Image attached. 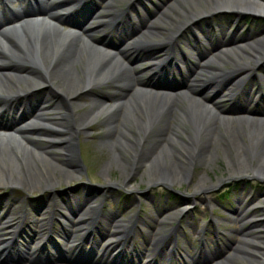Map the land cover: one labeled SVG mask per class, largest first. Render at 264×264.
<instances>
[{"label": "rangeland", "instance_id": "374dc122", "mask_svg": "<svg viewBox=\"0 0 264 264\" xmlns=\"http://www.w3.org/2000/svg\"><path fill=\"white\" fill-rule=\"evenodd\" d=\"M86 1L89 2L91 0ZM92 1L95 3V9L100 5H105L103 0ZM143 1L146 0H142V2ZM173 1L174 0H152L151 2H148L149 7L147 8L148 11L151 12L148 18L156 13V11L158 12L159 9H163L166 3H172ZM110 2H112L116 8H123L127 4L128 0H110ZM132 4L136 5L137 0H135ZM101 6L98 8L100 10L99 12H101ZM137 7L139 10H142L139 4ZM129 13L132 14L133 11H129ZM263 16H252L249 13H242L237 16V14L234 12H228L212 16L210 22L208 21L209 18H206L204 19L206 20V24L209 27L212 26V30L210 29L211 42L205 40V43L204 40H202V38L199 36V38H201L200 40L202 41V43L199 44V48L204 49L209 56L211 53V50L209 49L212 43L220 39L227 40V36L230 35V30L233 27L232 22L235 19H237L236 25L239 29L236 32L237 35L245 33L246 31L251 33L252 31L251 35L254 34V36L251 39H264ZM126 20L128 22L127 24H121L122 30H133L137 23L133 26L132 23L129 24L130 21L128 18ZM143 23L141 26H143ZM159 24L162 25L160 22ZM110 27L111 25L109 22H105L104 25L101 26V31L107 34L111 32L109 31L111 30L109 29ZM193 28L194 27H190L189 29L193 31ZM195 29L197 30V28ZM185 32V37L188 38L187 31ZM116 33L115 34L117 36L124 40L122 32ZM93 35L98 37L97 33ZM152 36L155 37L154 35ZM185 37L177 39V44L180 47L179 49L184 48L185 45H187L184 43L186 39ZM90 42L93 44L94 41ZM116 42H119L118 38L116 39ZM76 43L74 44V50L75 48L77 49L75 45L77 46L78 44ZM192 43L194 48L190 46L187 49L188 52L191 51V54H195L196 49L198 48L195 47L193 41ZM32 47L34 48V51L41 57L48 73V75L45 73V78L49 76V79L47 83L27 91L23 98L17 99L24 102V106L16 103V105H14L16 112L10 111V115H0V128L2 127L0 130L7 128L9 126H7L8 123L15 124L22 118H26L28 116L30 117L38 104H41L47 99L51 100L50 102L46 101L47 103L55 102L56 104L65 106L66 114L64 118L67 121H70V125L66 127L65 131H62L61 136L65 141L66 135L70 131L71 138L67 142L63 141L62 143V141H58L54 143L44 140L41 138V135L37 133L19 132L18 135H14V137H16L15 140H17L15 141V145L19 147V149H16V151L23 158V162L20 167L22 178L25 180V182L24 185H9L7 183L0 182V206H2L3 214H5L4 211L6 208L9 210L10 207H14L12 209L14 213L6 214L11 217V219L7 220V222H19V215L24 213L26 216L27 214L28 218L27 216L24 217L22 222L23 224L20 225V228L26 226L30 227L32 230L30 231V238L37 240L43 239V237L39 236V229L42 226H47L45 233L49 235V240L55 231L59 234L63 233L64 230H60L58 228L59 223H69L68 218L70 215L68 216V211L65 209V206L69 205L71 208L76 205L75 202L83 204L84 198L86 197L89 202L95 203V206H97L94 211L98 212L99 209L101 211L102 217H100L97 222H105L107 225L109 220L114 222L112 219L117 220L125 225H130L132 222H135L137 226L135 227L134 225L133 231L126 235V242L123 244V246L132 247L134 250L150 253L154 240L161 234H167L169 232L170 226L179 224L180 227L178 226L176 228L177 230L175 229L172 234L170 233L168 235L167 243L161 245V248L159 249L161 252H158L157 254H161L166 257L168 251L170 250L169 248H172L171 252L168 254L171 256V260L174 259L173 255L175 257L181 256L183 258L182 264H192L193 262L188 256H194L195 252L199 249L213 251L217 249V247H220L223 248L225 253L231 254L233 253V249L238 251L246 248L245 253L247 251L251 253L254 249L253 245L257 247H264L262 244V241L264 240L262 237L263 234L258 232L251 224H247L246 219L240 222L237 219L235 213L232 212L237 204L235 201L237 197L235 195L240 197V195L248 193L253 197L250 199L259 198V196L264 195L263 180H258L257 178H253L248 175L242 178H230L231 172L229 171L227 165L228 161H230V163L234 166L238 164L237 161L232 159V155L234 153L233 145L227 147L224 141L228 140V136L232 132L231 128L234 127L233 124L235 122H232L231 118L236 115H238L237 117L241 115L240 112H242V109L240 108L243 107V102L245 101L244 97H242V100L238 97H234L232 100H230V97L228 96V101L224 99L226 96H221V98H219L218 94L220 92H223V94L228 92L226 89L221 88L220 85L218 89H215L214 92L212 91L214 95L212 98L217 102L218 106L215 104L216 107H213L211 110L212 115H210L207 122H212V118L214 119L216 117V113L222 114L218 111V107L221 105L223 106L224 110H232L229 115L226 114L229 116L228 119L230 120L226 119L227 117H225L221 120L223 121L226 119V122L218 121L219 124L224 126L226 130L225 132L217 131L216 129L218 127L210 128L212 123H205L203 125L207 130V139L209 140L212 136L217 137L221 144H218L219 146L216 149L206 148L208 149V152L206 153L208 154L207 156L201 151L199 154L200 156L198 155L196 157L195 164L191 167L190 176L185 180L173 184H163L162 181H160L162 183L150 184L151 182L148 183L144 178H141L140 175V173H142V171L145 169V166H147L145 165L147 162H141V164H139L132 171L133 174L131 177L123 179L121 177L120 169H124L125 164L122 162V160L129 159V155L123 150V147H125L126 143L132 139L129 136V133L131 132V127L133 125L141 128L147 133L144 137V147L138 156L143 157L147 154L148 160V158H152L154 156V153H156V151H158L162 145L168 144V150H164L163 153H161V156H164L166 159L176 161V159L182 160V156L180 154L184 150V147L188 146L186 143H196L195 140L197 139L198 135L194 130H192L195 127L193 120L187 118V121H185L184 124H179L177 119H173V106H175L176 103L172 105V108H170L169 111L167 110L165 112L164 121L162 120L157 122L155 117L151 118L147 115H143L140 113L141 110H144L142 109V106L138 108L134 104L127 105L129 106V116L125 114L123 119L124 110L127 108V106L123 105V103L119 107V112H117L116 116L114 117L115 120L112 121L111 118L112 115L115 114L114 111L103 114L98 113L99 101H103L100 100L102 99L100 96L105 95L102 90L105 88L104 85L109 82L108 80L103 84L99 83V81L96 80L97 78H92L93 81H90L91 83L88 87L83 89L81 88L80 91L79 88L81 86L76 90H72V87L76 84L78 77H82L78 68L79 65L77 63V58L75 57L76 50H71V47L70 53L67 51L60 56H56L52 62L50 61L52 56H50V53L46 51L45 47H34V45L31 46L30 44L29 48ZM141 51L142 52H140V54L136 53L132 57L124 56L125 59L122 57L124 62H121L120 59L117 60L116 58L119 64H124V66L121 68V72H116L117 81H122L125 88L124 90L120 91V94L122 95V98H133V103L135 101L134 97L145 98L147 96L146 93L136 89L138 86L137 80H144V77H146L148 74L147 72H149L148 69L139 70L147 66L149 63L148 60L143 61L141 59H143L144 56L158 53V50L154 49V46L145 47ZM260 54L264 56V54ZM130 60L132 61L129 62ZM244 60L247 61L251 66V57L244 56ZM185 63L188 62H180L182 67L185 65ZM11 64L12 63H7L4 68L10 70L14 67L13 69L19 70L20 73H23L24 70L27 69L26 66H22L18 63H14L13 65ZM188 65L189 63L185 66V68H187ZM230 65L232 66V64L224 62L220 66L222 69H230L232 68ZM161 67L167 71L173 68L172 72L177 74L175 81H173L175 84L179 85V83L187 80L185 79L183 72L182 77L179 72L177 73V70H175L174 66H171L170 68L169 62L163 63ZM97 71L99 72L100 70ZM253 71L251 74H253L255 77L250 81L247 77L241 86H246L250 91L247 107L250 110H256L259 108L263 109L264 111V60ZM166 72L163 74L164 79L162 78L161 80L173 84L168 80L167 76L169 77L170 75ZM127 73L128 75L131 74V76L134 78L136 77L137 80H132V78L129 79L127 77ZM252 77L253 76L250 78ZM126 81L128 83L130 82V87L127 86L128 84ZM25 83V81H20L22 87L25 86ZM158 83L165 84L161 81ZM198 86L205 88L206 85L199 84ZM241 86L237 85L233 89V92L235 91V93H237ZM69 90H71V92ZM257 94L263 97L259 98ZM67 96L70 100L66 99ZM253 100H255L257 103L254 104ZM107 101L109 102V100ZM244 107H246L245 104ZM70 109L74 110L73 115L70 113ZM53 115L54 114H52V116ZM116 123L117 125H114ZM129 123H131L132 126H130ZM53 128L57 127L54 126ZM58 129H61V127H58ZM173 140L178 141V145L174 144L172 142ZM158 142H161L159 149L158 144H156ZM65 144H70L73 148L71 159H68V155H64L66 152L63 151L62 147ZM155 144L157 147H154ZM223 145L226 149H224ZM152 147H154L155 150L152 149ZM223 151L227 152V155L225 154L226 156L222 153ZM35 153L40 154L35 155ZM79 153L82 164L80 163L78 157ZM150 153L151 155H149ZM65 159L68 160L65 162ZM41 177H46L47 180H53V183L44 186V179L38 180ZM201 177H207L213 182L220 179V182L214 185V187L208 192L197 193L196 195L192 194L193 184ZM37 181H41V183L39 184ZM74 186H77V188L73 190L69 189ZM137 189H140V191ZM230 189H234V195L232 193L230 194ZM173 195L179 196L178 200L176 198H172ZM77 198H79L78 201ZM248 201L249 198H246V200L242 201L243 207L249 214V217L247 215L245 217L249 218L250 221L260 218L262 216V211L259 209L249 211L248 207L250 204ZM253 204H256V201ZM183 206L187 207L186 211L183 212L182 215H179V213L177 214V212H175L177 207L180 208ZM40 207L52 208L53 215L49 216L48 214L42 215L40 213H33V208ZM109 212L112 214H109ZM156 212L161 214L158 216ZM63 215H67L68 218L67 216L65 217ZM166 216L170 217L168 218ZM9 217L4 216V219H9ZM186 220H189V222L192 220L191 225L185 224ZM97 222H94V225L97 224ZM3 224L5 223H0V225ZM109 227L111 228V225ZM67 228L68 227H66V229ZM77 228V225L76 227H72V229ZM124 229L125 228L123 227V230ZM105 230L107 231V229ZM75 232V235L78 236V230ZM243 234H247L245 239ZM48 240L45 242H48ZM257 240H260L261 242L258 243ZM247 241L248 244L245 245L244 242ZM85 250L87 251V256L79 257L80 263L85 261L89 262L83 257H89L92 255L97 258L98 254L95 256L96 251L93 253V250L86 248V246ZM41 252L46 253L42 250ZM24 254L29 255V252H24ZM243 256L245 258L242 259L246 261L242 260L241 264H249L248 262H250L252 258L247 253L243 254ZM11 261L15 260H6L5 263L25 264L24 262L14 263ZM165 261L166 260L164 258L162 264H165ZM170 264H176V262L173 260ZM230 264H236V262L231 260Z\"/></svg>", "mask_w": 264, "mask_h": 264}, {"label": "bare ground", "instance_id": "6f19581e", "mask_svg": "<svg viewBox=\"0 0 264 264\" xmlns=\"http://www.w3.org/2000/svg\"><path fill=\"white\" fill-rule=\"evenodd\" d=\"M83 1L85 0H63V4L68 3V5H62V2H58L54 7L50 6L46 9L38 10L37 12L24 14L21 17L24 22L21 24H19L21 20V18H19L15 19L13 22H8L2 29H0V115H10V111H15L16 108H14V105H16V103L24 106V102L17 99L23 98L27 91L47 83L49 79V76L45 78V73L47 75L48 73L41 57L34 51L33 47L29 48L30 44L31 46L34 45V47H45L46 51L50 53V56H52L50 60L52 62L56 56H60L67 51L70 53L71 50H76L75 57L77 58V63L79 65L78 68L82 77H78L76 84L72 87V90H76L81 86L79 91L81 88L83 89L88 87L92 78H97L96 80L99 81V83H102L106 80H111V77L116 72H121V68L124 66V64H119L117 60L120 59L121 62H124L122 57H129L135 53L140 54V52H142L140 51V48L143 46H154V49L158 50V53L144 56V58L141 59L143 61L148 60L149 62L147 66L140 69H148L149 72L147 75L149 77L138 81L136 77H132L131 74H129V76L127 73V77L129 79L132 78V80H137L138 86L136 89L146 93L147 96L145 98L134 97V103L132 102L133 98L130 97L129 99L128 97L116 99L108 105L103 103L104 101H99L98 113L103 114L109 113L111 111L117 113L120 110L119 107L123 103L125 106L134 104L138 108L142 106V109L144 110H141L140 113L151 118L155 117L156 121L160 122L162 120L164 121L165 112L167 110L169 111V109L172 108V105L176 103L175 106H173L174 113L172 118L177 119L179 124H184V122L187 121V118L192 119L195 126L192 130L196 132L198 137L195 140L196 143H186L188 146H185L184 150L180 154L182 156V160L176 159V161H172L166 159L164 156H161V153H163L164 150H168L167 147L169 146L168 144H165L160 148L159 146L161 142L156 143L158 144V149H160L154 153V156L152 155V158H148L147 160V154L143 157L138 156L144 147V137L147 133L141 128L134 125L132 126L131 123H129V125L132 126L131 132L129 133V136L132 139L126 143L125 147H123V150L128 153L129 159L122 160V162L125 164V168L120 169L121 177L123 179L131 177L133 174L132 171L139 164H141V162H147L145 163L147 166H145V169L142 171V173H140L141 178H144L148 183L151 182L150 184L162 182L163 184H173L189 177L191 167L195 164L196 157L200 154V152L202 151V153L206 154L209 148L216 149L219 146L218 144H221L217 137L212 136L209 140L207 139V130L203 125L205 123H212L210 128L218 127L216 129L217 131H226L224 126L219 124L218 121L226 122V119L229 118V116L226 114L229 115L232 110H224L222 105L220 106L221 108L218 107V111L222 114L216 113V117L214 116L215 118H212V122H207L210 115H212L211 110L213 107H216V105L218 106L217 102L212 98V96H214L212 91L214 92L215 89H218L220 85L221 88L228 91L224 95L229 96L230 100H232L234 97H238L239 99L241 98L242 100V97H244L245 101L243 103L246 106L244 107L243 104V107L240 108L242 109V112H240L241 115H239V117L236 115L231 118L232 122H235L233 124L235 128H231L232 132L228 136V140L224 141L227 147L233 145L234 153L232 155V159L238 163L236 166H234L230 163V161H228V169L231 172L230 178H242L248 175L253 178H257L258 180L264 181V111L263 109L259 108L256 110H250L247 107L250 91L246 86H241L247 77L250 78L251 76H254L251 74L252 71L264 60V56L260 54H264V39H251L254 36V34L251 35L252 31L251 33L246 31L245 33L237 35L236 32L239 29L236 25L237 19H235L232 22L233 27L230 30V35L227 36V40L220 39L212 43L209 49L211 50L209 56L204 49L199 48V44L202 43L200 40L201 38L204 40V42L205 40H211L210 29L212 30V26L209 27L205 22L206 20L204 19L209 18L208 21L210 22L212 16L228 12H234L237 14V16L242 13H249L252 16H257L258 14L264 15V0H174L172 3H166L165 7L161 10L159 9L158 12L154 9L156 13L153 15L151 14L152 16L149 18L148 16L151 12L148 10L144 9L137 11L133 8L132 3L135 0H128L127 4L123 8H116L114 7V4L110 2V0H104L105 5L102 6V14L98 15L100 19H98L93 24H86L84 25L85 27L82 26L78 30L74 27H60L59 23L53 22L52 19H50L51 16H49L48 11H54L51 12V14L60 13L58 10H62L71 4L75 5L76 3H83ZM32 4L34 7L36 6V2H33ZM129 11H133V17L135 19L133 26L136 23L137 25L133 28V30H122V28H120L118 25L126 23L125 17L126 13ZM36 18H41L40 21H46L48 24L44 22L43 24L42 22L37 21ZM105 22H109L111 25L109 29L120 31L122 34H124L125 39L121 43V46L117 48L95 46L88 39L92 34L86 35V33H82V35H80V33L83 31L89 32L90 30L99 28ZM159 22L162 25H160ZM142 23L143 26H141ZM190 27H194L193 31L191 30L192 28L189 29ZM195 28H197V30ZM78 31L79 34H75V32ZM185 31H187L188 38L185 37ZM84 34L86 35V39L82 41L81 39L84 38ZM199 36L201 38H199ZM181 37L186 38L184 43L187 45H185V47L181 48L180 50V47L177 44V39ZM77 38L79 40L77 42L79 45H75L77 49L75 48L74 50L73 41ZM192 41L194 42L195 47L198 48L196 49L195 54H191V51L188 52L187 49L190 46L194 48ZM244 56L251 57L253 65L251 64L250 66V64L244 60ZM166 62H169L170 68L171 66H174L175 70H177L182 75V77V72L184 73V77L187 80L179 84L181 87L187 88L189 91L194 93L203 92V94H199L202 96L200 100L194 99L195 97H190L191 100L186 99V101H183L178 94L182 92V90H179L178 87L173 88L174 90L169 92L164 90L165 88L159 87V84L155 83V81H161L167 85H170L168 82L157 79L162 77L167 71L161 67V65ZM180 62H188L189 65L187 68H185L188 63H185V65L182 67V65L178 64ZM224 62L232 64V66L230 65L232 68L222 69L220 65H222ZM7 63H12L11 65L18 63L22 66H26L27 69H25L23 73H20L19 70H14V67L9 70L4 68ZM97 70L100 71L98 72ZM172 71L173 68H171L166 73L170 75L172 74ZM20 81L26 82L24 87L21 86ZM201 83H206L208 87H206V89L198 87V84ZM237 85L241 87L238 89V92L235 93V91L233 92V89ZM69 91L71 92V90ZM257 96L259 98L263 97L259 94H257ZM66 99L70 100L68 96ZM46 101L50 102L51 100L46 99ZM46 101L38 104V106L36 105L37 107L33 110V113L30 117L21 119V122L17 121L19 123H8V125H10L8 128L0 130V182L7 183L9 185H24L25 182V180L22 178L20 167L23 162V158L16 151V149H19V147L15 145V141L17 140H15L16 137H14V135H18L19 132L37 133L40 134L41 137L49 139L51 142L55 143L62 141L63 143L64 140L61 136L62 131H65L66 127L70 125V121H67L64 118L66 114V108L65 106L56 104L55 102L47 103ZM253 103L256 104L255 100H253ZM128 108L129 106H127V108H125L126 110H124L123 119L125 114L129 116ZM70 111V113L73 115L74 110L70 109ZM52 114L54 115L52 116ZM225 117L227 118L222 121L221 119ZM53 125L57 127L55 128L56 130L53 128ZM114 125H117V123ZM58 127H61V129H58ZM70 138L71 132L69 131V133L66 135L65 141L67 142ZM172 142L178 145V141L173 140ZM156 144L154 147H157ZM65 145L62 147L63 151L66 152L64 155H68V159H71L73 148L70 144L66 146ZM154 147H152V149H154ZM223 147L226 149L224 145ZM222 153L227 155V152L223 151ZM39 154L35 153V155ZM149 155H151V153ZM207 155L208 154H206V156ZM68 159H65L64 161L66 162ZM42 179L45 181H43L44 186L53 183V180H47L46 177H41L38 180ZM219 182L220 179L213 182L207 177H201L193 184L192 194L196 195L197 193L208 192ZM38 183L40 184L41 181ZM231 193L234 195V189L230 190V194ZM235 196L237 197L235 199L237 204L232 212L235 213L237 219L240 222L246 219L247 224L254 226L258 232L263 234L262 237L264 238V203L257 207L250 206L248 208L249 211H253L255 209L262 211V216L260 218L250 221L249 218L245 217L249 214L243 207L242 201L246 200V198H249L250 200V198L253 197L248 193L240 195V197L237 195ZM260 198H262L264 202V195L259 196V199ZM78 199L79 198H77V201ZM75 203L76 208L81 210L82 215L87 217V221L97 222L99 218L102 217L100 209L98 212L94 211L97 206H95V203L89 202L86 197L84 198L83 204H79L77 202ZM186 209L187 207L183 206L177 208L175 212H177V214L179 213V215H182ZM109 214L112 213L109 212ZM156 214L159 216L161 213L158 214V212H156ZM166 217L169 218L170 216ZM87 221L82 220L81 223H86ZM112 221H114L113 227L115 231L110 232V234H118V236L114 238L115 243H119L120 240L125 237V234L131 233L134 229V225L135 227L137 226L135 222H132L130 225H125L117 220ZM191 223L192 220L190 222L189 220L185 221V224L191 225ZM12 224L13 223L8 224L7 226H12ZM178 226L179 224L170 226L169 232L167 234H161L158 236L154 240L153 247L150 251H157L160 249L162 244L167 243L168 235L170 233L172 234V232H174ZM45 227L43 228L42 226L39 229L38 232L40 237L44 235ZM123 227L125 228L124 230ZM12 235L13 232L11 231L9 232V236L6 240L0 239V251L6 246L9 247V250L11 249L13 242L9 239L13 238ZM246 235L247 234H243L244 239ZM257 242L260 243L261 241L257 240ZM244 244L247 245L248 241L244 242ZM262 244L264 245V240L262 241ZM253 247L254 249L251 253L249 251L246 252L252 258V260L248 263L264 264V247H257L255 245H253ZM169 249L170 253L172 248ZM245 249L246 248L238 251L233 249V253L231 254L225 253L223 248L220 247H217V249L213 251L199 249L195 252L194 256L189 255V257L194 264H230L231 260L236 262V264H241L242 260L246 261L242 259L245 258L243 256V254H246ZM39 258L32 255L27 256L25 264H97L95 260L92 261L88 258L86 259L89 260V262L83 263H72L69 258L64 256H58L55 260ZM4 262L5 260L0 257V264H4Z\"/></svg>", "mask_w": 264, "mask_h": 264}]
</instances>
